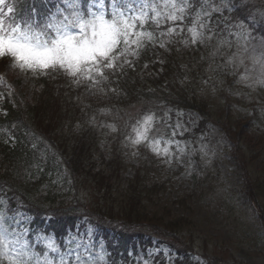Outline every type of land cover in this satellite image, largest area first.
<instances>
[{"label": "rangeland", "instance_id": "374dc122", "mask_svg": "<svg viewBox=\"0 0 264 264\" xmlns=\"http://www.w3.org/2000/svg\"><path fill=\"white\" fill-rule=\"evenodd\" d=\"M108 3L109 0H105V6ZM210 3L221 9L216 13L221 16L216 17V22L211 20L208 25L211 31H204L202 42H191L188 28L192 25V20L190 23L185 20L183 32L160 36L159 32L153 31L157 39L146 44L154 48L155 56L152 57L157 62L163 63L169 53L180 58L184 64L192 62L186 78L197 90L191 94L207 101L214 111L213 122L201 134L193 132L199 120L197 114L186 116L180 112L173 122L167 120L166 123L157 124L159 134L174 141L168 156H157L149 147L143 144L134 146L126 139L132 131L131 125L139 117V112L134 110L133 105L113 111L110 107L105 108L104 99L98 102L94 97L102 90L104 79L98 78L97 84L86 80L77 82L64 72L54 71L57 74L53 75L49 84L51 89L55 87L57 96L52 94L50 103L56 115L63 109L65 112H72L76 117L80 112L85 114L86 111L81 110L87 109L88 103L98 106L101 111L98 113L105 117L97 135L103 139L106 153H111L116 148L115 152L120 158L115 160L121 162H116V167L122 166L121 176L124 177L138 173L135 167L139 161L143 163L144 170L141 173L147 174V183L158 186L148 196L153 200L149 207L152 206L151 209L158 216H166V223L179 217L184 218V227L190 229L189 234L183 231L184 244L196 249L193 255L197 261H202V255H205L207 262H211L207 264H264V229L256 206L244 190L246 174L261 173L264 176V140L261 139V135H264L261 131H264V83L260 82L264 80V76L261 75L259 65L253 64V57L258 56L264 46V0H210ZM234 6L238 7V13L234 11ZM245 15L250 18L249 22L245 20ZM215 23L219 27L217 34L214 30ZM240 24H243V29L238 27ZM257 27H260L259 30ZM242 32L251 34L250 42L243 39ZM161 44L164 46L161 47ZM245 47L247 51H244ZM128 59L134 62L132 66L137 67V57L129 56ZM240 59L244 63L237 67ZM149 60L150 58L146 60L143 69L150 66ZM0 61V106L7 99H16L19 104L26 105L42 96L49 103L45 97L49 93L43 91L39 84L41 82H38L46 72L23 71L15 67L10 58ZM245 68L251 71L247 73L248 79L241 81L240 76L245 74ZM108 99L111 101L110 98L105 100ZM217 119H220V123ZM57 121L58 117L52 122L54 127H59L56 132L63 130L61 135H67L66 125ZM68 121L72 122L69 119L66 124ZM109 126H114L116 130L113 131ZM173 130L176 132L175 136H172ZM0 136L14 140L7 130ZM5 167L0 163V173ZM42 174L32 170L28 174H22L23 178L18 177L17 183L31 178L34 196L42 197L40 203L43 206L65 207L72 197V192L66 185L67 175L57 170L55 173H45L43 177ZM101 176L97 170L91 174L84 172L78 175L82 182L79 193L85 200H94L95 202H89L94 203L93 206L99 200L107 204L120 197L118 191L121 184L118 186L116 182V193L101 200L97 185ZM0 201L4 202L3 209L9 215L19 212L29 228L28 217L23 210L9 211L10 205L5 196H0ZM61 202L63 204L59 205ZM118 207L115 206V210ZM94 231V226L89 224L83 230L71 232L64 246L59 244L53 234L42 230L31 233L29 228L27 239L30 246L38 252L44 251L49 240H54L62 252L49 254L57 258L64 254L65 259L72 260L73 264H78L75 256L69 257L63 249L74 248L79 243L81 247L77 252L82 259L106 264L104 244L101 239L94 238ZM154 239L151 246L138 249L134 263L178 264L174 250ZM70 240L73 241L71 245Z\"/></svg>", "mask_w": 264, "mask_h": 264}, {"label": "trees", "instance_id": "16d2710c", "mask_svg": "<svg viewBox=\"0 0 264 264\" xmlns=\"http://www.w3.org/2000/svg\"><path fill=\"white\" fill-rule=\"evenodd\" d=\"M25 5L23 4L21 8L23 9ZM37 8L43 11L45 6L42 7L39 3ZM257 29L259 30V28ZM185 65L180 58L170 53L168 57H165L163 65L154 62L148 68L149 70L146 69L143 72L131 68L122 70L121 76L118 77V83L115 82V89L118 91L108 93L111 101L109 99L103 101L102 98L97 101H103L105 108L110 107L113 110H122L120 108L133 105L141 112L151 110L150 112L158 116L165 114V109L162 106H170L172 109L182 110L186 114H198L200 127H205L207 123L213 121L214 111L212 105L207 101L198 99L191 94L197 88L188 82L186 78L188 66L185 67ZM54 94L56 96V93ZM48 101L49 103L41 97L27 103L26 106L19 103L16 106L10 104L7 107L8 114L0 119L2 125L12 129L16 140L12 144L0 141V163L6 166L0 173L2 191L8 190L11 194L19 196L20 201L25 204V208L35 216V223L41 219L42 224L40 225L48 226V229L54 230L57 235L73 229L76 223L84 218L93 221L100 229L113 231L118 243L122 244L129 241V236L142 235L145 230L149 232L148 234H155L167 239L180 253L184 252L186 257L182 258L180 263L199 264L187 255L192 248L184 244L185 241L182 237L184 236L183 231L190 233V229L184 227V218L179 217L166 223L164 220L166 216H158L151 209L153 207H149L153 200L148 196L153 194L158 186L147 183V177L139 169L138 173L131 177L119 175L118 178H115L114 175L112 176L113 171L115 174L118 173V170L112 169L113 154L107 158L104 155V149L96 148L98 145L97 133H99L101 125V120H99L101 111L98 106L88 103L85 114L80 112L76 117L72 112H65L63 109L61 115H56L52 110L51 101L49 99ZM91 116H94L95 119ZM56 117H58L57 123L66 125L67 135H61L63 130L56 132L59 127H54L52 123ZM68 119H71L72 122L69 121L66 124ZM217 122L220 123V119H217ZM261 131L264 132L262 129ZM261 139L264 140L263 134ZM252 157L254 158V156ZM32 170L38 172L39 170H45V172L65 170L70 179L69 188L72 197L69 204L63 208L61 206L62 209L51 210L48 208L51 218L47 224L42 219L45 214L43 211L46 210L45 206L40 203L42 197L35 198L34 190H32L33 180L28 178L25 179L26 182L17 183L18 177H22ZM95 170L100 173V176L106 175L105 171L109 174V176H101L97 180L99 181L97 185L101 200L116 193L114 188L118 179H120L119 182L123 181L122 187L117 184L120 188L118 191L120 197L114 198L107 204H103L99 200L94 206V203L89 204V202H95L94 200H85L81 197L79 186L82 182L78 175L84 174V172L91 174ZM76 173H78L77 176ZM262 176L261 173L259 175L246 174L244 190L252 204L256 206L264 229V176ZM62 204L61 202L59 205ZM115 206H119L117 210H115ZM208 259L210 258L208 257ZM111 264L116 263L112 261Z\"/></svg>", "mask_w": 264, "mask_h": 264}, {"label": "snow or ice", "instance_id": "6c2138e0", "mask_svg": "<svg viewBox=\"0 0 264 264\" xmlns=\"http://www.w3.org/2000/svg\"><path fill=\"white\" fill-rule=\"evenodd\" d=\"M19 2L0 0V59L10 58L23 71H60L77 82L86 80L93 84L99 83L98 78L107 79L106 73L114 75L118 68L132 66L128 57H138L146 44L157 39L147 25H154L160 36H171L183 32L185 20L191 19L188 32L195 44L202 42L205 30L211 31L208 25L212 13L221 11L210 0H109L107 6L105 0H88L87 6L82 5V0H34V5L43 4L44 10L32 6L17 18ZM238 27L243 29V24ZM242 36L246 42L252 39L247 32H242ZM243 63L240 59L237 67ZM253 64L259 65L264 76V46L253 57ZM250 71L245 68L241 81L248 79ZM157 122L155 113H143L131 125L126 139L134 146L149 147L157 156H168L174 141L159 134ZM175 135L173 130L172 136ZM3 203L0 201V264H73L64 254L58 258L49 254L62 252L54 240H49L42 252L32 248L27 239L29 228L21 214L9 215ZM72 243L70 240L69 245ZM79 247L76 243L63 252L75 256L78 264H99L97 260L82 259L77 252Z\"/></svg>", "mask_w": 264, "mask_h": 264}]
</instances>
